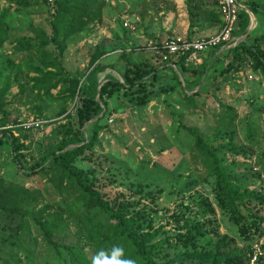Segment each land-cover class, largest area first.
Returning <instances> with one entry per match:
<instances>
[{"label":"rangeland","instance_id":"1","mask_svg":"<svg viewBox=\"0 0 264 264\" xmlns=\"http://www.w3.org/2000/svg\"><path fill=\"white\" fill-rule=\"evenodd\" d=\"M166 1L150 0L149 3L158 6ZM256 1L264 4V0ZM24 2L25 5H19L11 0H0V97L5 103L4 110L11 113L4 127L23 144L21 162L29 167L52 148L55 143L53 131L67 126L70 120L67 115L70 113L73 117L79 104L78 96L65 99L66 95L60 92L61 83L51 88L49 93L42 90L38 93L33 89V79L38 77L36 69L42 65V60L60 51L58 60L63 76H72L77 72H84L85 75L90 67L92 52L89 53L87 47L79 49L75 41L89 25L101 22L108 3L106 0L101 8L100 20L89 24L84 31L71 35L58 47L52 42L39 47L42 32L48 38L51 34L49 20L54 10L53 2ZM251 18L255 23V17L251 15ZM102 48L105 50V47ZM132 54L129 59L133 58L134 62L145 60L142 55ZM81 61H84L83 71L79 67ZM54 80L51 79V82ZM150 88L153 90L151 100L141 108L127 104L120 97L108 100L107 115L101 120L104 127L95 146L85 151L84 158L76 162L79 168L92 171L98 177L103 185L102 192L110 197L120 191L133 194L146 206L144 209L152 213V217L148 218L149 224L154 228L164 226L165 234L175 232L173 212L196 218L199 207L194 204L195 200L204 197L214 204L210 167L183 126L196 129L202 136L221 131L224 138L230 135L237 145L251 147V158L237 156L236 160L252 167L254 174L244 182L246 186L261 190L257 181L260 170L257 164L264 158V77L258 70L242 62L227 78L219 98L221 103L229 106V114L216 100L204 103L198 99L188 103L175 80L169 82L160 74ZM62 110L65 112L60 113ZM29 119L42 120V127L21 129V122ZM248 136L253 143L248 142ZM13 155L7 144L0 143V176L7 183L29 187L21 206L37 220L51 225L50 232L56 243L46 244L36 224L28 217L8 214L0 209V264H64L69 253L65 243L72 246L76 256L86 257L87 254L92 264V249L98 245L94 246V241L88 239L84 241L87 244L82 246L83 240H77V235L85 234L78 230L82 225L80 216L86 213L84 208L72 194L60 199L44 178L25 177ZM260 178L264 181L262 174ZM182 201L186 206L181 204ZM58 205L65 209H59ZM217 217L221 234L228 235L237 246H241L237 228L225 215L217 213ZM92 222L86 224L95 228L102 224L99 220ZM92 233L96 234L95 231ZM108 233L111 240L105 246L110 251L116 238H113L111 229L107 230ZM212 241L210 237L200 239L205 245ZM261 263L264 264V258Z\"/></svg>","mask_w":264,"mask_h":264},{"label":"trees","instance_id":"2","mask_svg":"<svg viewBox=\"0 0 264 264\" xmlns=\"http://www.w3.org/2000/svg\"><path fill=\"white\" fill-rule=\"evenodd\" d=\"M11 1L25 5L24 0ZM52 2L54 10L49 20L51 34L48 38V35L42 32L39 47H45L49 42L58 47L71 35L84 31L95 20L99 21L101 8L106 0H52ZM237 2L241 7L232 34L237 39H243L236 44L229 47L218 45L204 50L199 54L202 56L200 64L186 63L185 56H180L172 65L155 55L159 64L167 65L171 70L172 79L181 87L188 103H194L198 99L204 103L207 100H216L228 114L231 110L229 106L221 103L219 94L229 75L237 70V66L242 62L251 64V67L264 77V4L256 0ZM187 8H191V0L187 1ZM251 15L255 17L257 23L249 30ZM213 16L216 21L222 23L218 11L214 12ZM104 53V48H95L90 55L89 66ZM125 55V52L120 54V57L124 58L120 79L109 77L99 85V89L98 74L105 69L100 62L94 65L82 80L84 72L63 76L58 60L61 56L60 51L51 58L42 60V65L36 69L38 77L33 79V89L38 93V90L49 93L51 88L61 83L60 92L66 95L65 99L79 97L74 116L69 113L67 117L70 120L67 126H60L53 131L55 143L52 148L29 167H25L22 165L20 152L23 144L9 130L3 128L8 123L11 113L4 110L5 103L0 97L2 114L0 143L9 146L25 177L44 178L45 182L52 185L60 199L72 194L75 201L84 208L86 213L80 216L82 225L78 230L84 231L85 234L77 235V240H83L82 246L87 244L88 239L93 240L96 244L94 246L98 245L94 250L91 248L94 257L101 250L106 253L109 251L105 244L110 243L107 230L111 229L117 243L114 246L124 249L120 258L133 260L135 264H249L252 244L264 238V181L260 178L261 174L264 178V158L257 164L260 169L257 181L261 186V190H258L246 186L244 182L254 174L252 167L245 162H239L236 157L251 158V147L237 145L230 135L224 138L221 131L202 136L196 129L183 126L210 167L214 204L204 197L195 200L194 204L199 207V216H195L196 218L173 212L171 216L176 223L173 234H165L162 225L154 228L149 224L148 218L152 217V213L144 209L146 206L139 198L123 191L117 192L113 197L106 195L102 192L103 185L98 177L92 171H85L76 165L78 159L84 158L85 151L91 150L96 144L98 134L104 127L101 120L107 115L108 100L120 97L127 104L137 108L146 106L151 100L153 90L150 87L159 77L155 60L134 62ZM48 67L53 70L45 71L44 69ZM50 78L55 79L54 82H51ZM182 80L184 88L181 85ZM197 86V90L188 93ZM64 112L62 110L60 113ZM262 123L264 126V118ZM248 142L251 144L254 141L248 136ZM28 191L29 187L26 185L7 183L0 176V209L8 214L28 217L36 224L46 244L56 243L50 232L51 225L37 220L22 208L23 198ZM181 204L186 206L183 201ZM58 206L59 209H65ZM69 212L72 215V211ZM217 213L225 215L237 228L242 240L241 246H237L228 235L221 234ZM66 218H69L68 214ZM94 220L101 221L99 228L86 224L93 223ZM205 237H210L213 241L209 245L202 244L200 239ZM65 247L69 253L64 264H91V258L89 259L87 254L86 257H78L71 250L72 246L65 243ZM262 251L263 254L256 264H262L264 258V239Z\"/></svg>","mask_w":264,"mask_h":264},{"label":"crops","instance_id":"3","mask_svg":"<svg viewBox=\"0 0 264 264\" xmlns=\"http://www.w3.org/2000/svg\"><path fill=\"white\" fill-rule=\"evenodd\" d=\"M187 1L167 0L154 6L149 3L150 0H107L101 22L89 25L75 41L79 49L87 47L89 53L98 46L105 47V53L88 68L83 77L100 62L105 69L98 74V87L109 77L120 79L124 64V58H121L120 54L125 52L126 58L136 53L135 55H142L147 61L155 60L156 70L163 79L171 82V70L167 69V65L159 64L155 54L145 48L146 41H160L174 36L202 39L216 34L222 24L213 18V13L218 11L216 0H191L189 9ZM219 18L221 19V16ZM125 19L131 23L132 29L123 27ZM256 23V19L254 23L251 18L249 28H253ZM200 57L202 61V56ZM107 59L108 61L103 63ZM130 60L133 61V58ZM87 61L88 58L85 59V62ZM83 62L79 63L81 70L84 67ZM181 85H184L183 80ZM197 88L198 86L196 90Z\"/></svg>","mask_w":264,"mask_h":264},{"label":"built area","instance_id":"4","mask_svg":"<svg viewBox=\"0 0 264 264\" xmlns=\"http://www.w3.org/2000/svg\"><path fill=\"white\" fill-rule=\"evenodd\" d=\"M218 12L221 16L222 24L220 30L211 36L202 39H187L181 36L169 37L165 40H147L145 48L158 55L162 61L174 64L180 56H185L186 63L197 64L200 62L199 54L204 50L218 45L229 47L236 44L239 39L232 34L237 21L240 4L237 0H216ZM52 2V0H49ZM123 27L131 28V23L124 20ZM43 121L39 119H29L21 122L19 127L23 130L41 128ZM5 128V127H3ZM2 129V127H0ZM264 228V223H263ZM263 238L252 244V253L249 264H256L258 258L263 254Z\"/></svg>","mask_w":264,"mask_h":264},{"label":"clouds","instance_id":"5","mask_svg":"<svg viewBox=\"0 0 264 264\" xmlns=\"http://www.w3.org/2000/svg\"><path fill=\"white\" fill-rule=\"evenodd\" d=\"M124 249L122 247L113 246L109 252L101 250L93 258L92 264H135V261L130 259H121Z\"/></svg>","mask_w":264,"mask_h":264},{"label":"water","instance_id":"6","mask_svg":"<svg viewBox=\"0 0 264 264\" xmlns=\"http://www.w3.org/2000/svg\"><path fill=\"white\" fill-rule=\"evenodd\" d=\"M251 28H249V30H250ZM241 39H243V38H239V40H241ZM100 85V84H99ZM98 89H99V87H98ZM104 112V110L102 111V113Z\"/></svg>","mask_w":264,"mask_h":264}]
</instances>
